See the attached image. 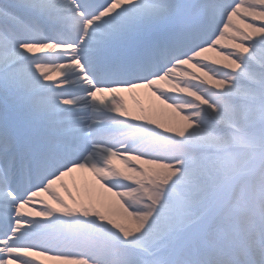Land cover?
<instances>
[{"label": "snow or ice", "instance_id": "1", "mask_svg": "<svg viewBox=\"0 0 264 264\" xmlns=\"http://www.w3.org/2000/svg\"><path fill=\"white\" fill-rule=\"evenodd\" d=\"M0 264H264V0H0Z\"/></svg>", "mask_w": 264, "mask_h": 264}, {"label": "bare ground", "instance_id": "2", "mask_svg": "<svg viewBox=\"0 0 264 264\" xmlns=\"http://www.w3.org/2000/svg\"><path fill=\"white\" fill-rule=\"evenodd\" d=\"M124 96L126 102L129 104L130 107H132L136 111L137 114L140 113L141 108H144L148 110L149 115H152L153 118L157 119L159 122L167 124L174 119L171 110H159V111L153 110L152 101H154V98H152L151 100L149 99L150 94L146 89L138 90L135 94L125 93ZM156 103L158 104V102ZM120 166L123 167L122 164ZM69 187H73L71 181H69ZM61 192L63 193V189H61ZM42 196L44 200H49L47 194H42ZM49 202L51 201L49 200ZM29 211H32V209H28V212ZM36 218L42 219L41 217H36Z\"/></svg>", "mask_w": 264, "mask_h": 264}, {"label": "rangeland", "instance_id": "3", "mask_svg": "<svg viewBox=\"0 0 264 264\" xmlns=\"http://www.w3.org/2000/svg\"><path fill=\"white\" fill-rule=\"evenodd\" d=\"M28 209H31V207L29 206V207H26L25 209H24V211L25 212H28Z\"/></svg>", "mask_w": 264, "mask_h": 264}]
</instances>
